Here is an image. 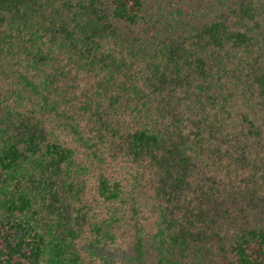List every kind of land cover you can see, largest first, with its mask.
<instances>
[{
	"label": "trees",
	"instance_id": "1",
	"mask_svg": "<svg viewBox=\"0 0 264 264\" xmlns=\"http://www.w3.org/2000/svg\"><path fill=\"white\" fill-rule=\"evenodd\" d=\"M0 264H264V0H0Z\"/></svg>",
	"mask_w": 264,
	"mask_h": 264
}]
</instances>
